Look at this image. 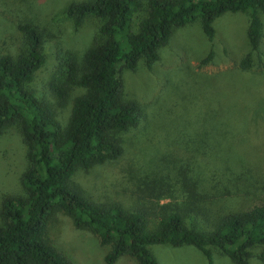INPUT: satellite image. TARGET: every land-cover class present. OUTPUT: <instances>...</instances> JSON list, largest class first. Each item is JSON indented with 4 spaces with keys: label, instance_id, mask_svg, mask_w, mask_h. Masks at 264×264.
<instances>
[{
    "label": "trees",
    "instance_id": "obj_1",
    "mask_svg": "<svg viewBox=\"0 0 264 264\" xmlns=\"http://www.w3.org/2000/svg\"><path fill=\"white\" fill-rule=\"evenodd\" d=\"M139 0L71 2L65 14L79 26L88 16L99 18L97 39L77 61L70 56L63 82L50 84L63 100L70 87L74 96L62 125L48 100L26 87L44 63L42 35L30 22L17 29L26 51L0 55V136L9 127L18 132L24 165L19 191L0 194V264H68L48 237L55 213L66 215L76 229L93 233L108 245L104 264L128 256L136 264H157L149 245H191L212 264V252L233 264H264V142L254 140L256 129L232 132L228 122L205 113L177 149L159 156L143 175L131 178V203L94 202L71 186L77 168L117 160L123 152L119 135L137 125L140 108L125 98L122 69L134 70L139 61L149 68L158 48L174 29L198 19L207 39L213 21L225 12H248V51L239 67H264L260 48L264 0H145L146 13L136 31L126 27ZM210 51L201 59L207 63ZM212 123L210 125L211 120ZM239 130V129H238ZM243 131V130H242ZM259 136V135H258ZM224 197H241V209L213 208ZM165 199V202H161ZM199 221V226L194 223Z\"/></svg>",
    "mask_w": 264,
    "mask_h": 264
},
{
    "label": "rangeland",
    "instance_id": "obj_2",
    "mask_svg": "<svg viewBox=\"0 0 264 264\" xmlns=\"http://www.w3.org/2000/svg\"><path fill=\"white\" fill-rule=\"evenodd\" d=\"M87 0H0V55L16 56L26 51L24 35L17 29L20 23L30 22L42 35L44 63L26 84L36 96L48 100L56 119L64 125L72 99L83 92L70 87L61 100L50 88L52 82H63L70 56L80 60L85 49L97 39L99 18L88 16L79 26L65 14L71 2ZM132 10L124 30L118 34L124 46L127 31H136L145 16V0H139ZM260 48L264 52V13ZM248 12H225L214 19V36L207 39L198 19L174 29L168 41L158 48V59L147 68L139 61L134 70L122 69L123 92L140 108L136 126L119 133L122 155L114 161L77 168L70 184L94 202L116 201L124 206L131 203V178L143 175L153 160L165 157L169 150L181 153L185 136L197 126L205 113L228 122L232 132L256 129V143L264 142V67H239L241 57L248 51L246 38ZM212 51L211 59H201ZM211 120V119H210ZM213 120L210 121V125ZM239 129V130H238ZM243 130V131H242ZM23 146L18 132L9 127L0 136V194L19 191L17 177L23 168ZM163 199L161 202H165ZM241 197H224L214 209H241ZM199 226V221H194ZM48 237L55 251L68 264H104L108 245H100L88 230L76 229L61 212L55 213L48 224ZM157 264H207L205 256L191 245H149ZM212 264H233L226 256L212 252ZM114 264H136L133 258L120 256ZM249 264H262L255 257Z\"/></svg>",
    "mask_w": 264,
    "mask_h": 264
}]
</instances>
